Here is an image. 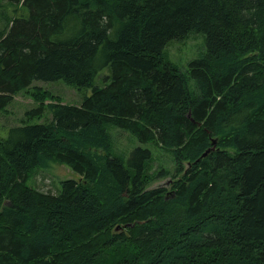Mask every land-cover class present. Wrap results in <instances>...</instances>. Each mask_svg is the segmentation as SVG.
<instances>
[{"label":"trees","instance_id":"16d2710c","mask_svg":"<svg viewBox=\"0 0 264 264\" xmlns=\"http://www.w3.org/2000/svg\"><path fill=\"white\" fill-rule=\"evenodd\" d=\"M193 34L176 68L165 48ZM25 90L37 107L0 137V264H264V0H0V112ZM110 127L169 151L171 190ZM54 161L80 179L27 185Z\"/></svg>","mask_w":264,"mask_h":264},{"label":"rangeland","instance_id":"374dc122","mask_svg":"<svg viewBox=\"0 0 264 264\" xmlns=\"http://www.w3.org/2000/svg\"><path fill=\"white\" fill-rule=\"evenodd\" d=\"M203 47L202 35L193 34L187 38L179 41L173 40L165 48V56L168 61L176 68L186 70L191 60L195 59L201 52ZM108 75L107 69H103L98 73L94 84L95 86H102L107 81L102 78ZM190 89H193V81L188 83ZM41 88L52 93L61 99L62 102L71 105H79L81 97L88 95L90 89H78L65 85L62 81L55 82H33L27 89L29 92L32 88ZM19 91L12 97L10 104L0 112V137L6 138L8 129L11 126L20 125V120L24 117L25 113L35 107L37 103L29 96V92ZM49 117L47 113L41 119H33L29 124H40L45 122ZM112 137L114 145V153L121 157L126 163L131 152L136 148L148 150L151 153V159L148 163L150 167V188L163 186L167 191L171 190V185L174 181L172 174L175 166L169 151L156 143L140 144L134 137L128 133L110 127L108 129ZM167 171L168 176L157 178V173ZM75 172H73L66 165L57 161L50 162L49 166L45 169L35 170V173L27 181V185L36 188L43 192L54 193L60 189V183L66 180H79ZM170 182V183H169Z\"/></svg>","mask_w":264,"mask_h":264},{"label":"water","instance_id":"95a60500","mask_svg":"<svg viewBox=\"0 0 264 264\" xmlns=\"http://www.w3.org/2000/svg\"><path fill=\"white\" fill-rule=\"evenodd\" d=\"M213 149H214V142H212V147H211L210 150H213ZM208 153H209V150H207L206 152H204V153L202 154L201 158H202V157H205Z\"/></svg>","mask_w":264,"mask_h":264}]
</instances>
